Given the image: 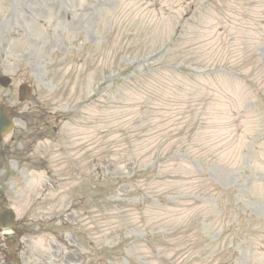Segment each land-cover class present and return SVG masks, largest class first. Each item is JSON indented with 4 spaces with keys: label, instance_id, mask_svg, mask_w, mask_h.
<instances>
[{
    "label": "rangeland",
    "instance_id": "374dc122",
    "mask_svg": "<svg viewBox=\"0 0 264 264\" xmlns=\"http://www.w3.org/2000/svg\"><path fill=\"white\" fill-rule=\"evenodd\" d=\"M0 75V264H264V0H0Z\"/></svg>",
    "mask_w": 264,
    "mask_h": 264
},
{
    "label": "water",
    "instance_id": "95a60500",
    "mask_svg": "<svg viewBox=\"0 0 264 264\" xmlns=\"http://www.w3.org/2000/svg\"><path fill=\"white\" fill-rule=\"evenodd\" d=\"M0 85L4 88H8L11 85V80L7 77H0ZM20 101L23 102L31 95V89L23 85L20 87ZM14 129L13 122L9 119L8 110L5 106L0 105V138H4L9 135ZM15 214L12 211L3 210L0 212V227L12 228L14 226ZM11 251L13 252V245L8 244ZM12 261L18 262L16 256L12 254Z\"/></svg>",
    "mask_w": 264,
    "mask_h": 264
}]
</instances>
